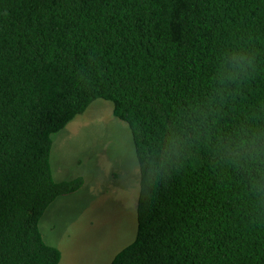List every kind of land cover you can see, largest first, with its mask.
Returning <instances> with one entry per match:
<instances>
[{
  "label": "trees",
  "instance_id": "trees-1",
  "mask_svg": "<svg viewBox=\"0 0 264 264\" xmlns=\"http://www.w3.org/2000/svg\"><path fill=\"white\" fill-rule=\"evenodd\" d=\"M131 130L137 232L111 264H264V0H0V264H59L53 134Z\"/></svg>",
  "mask_w": 264,
  "mask_h": 264
},
{
  "label": "rangeland",
  "instance_id": "rangeland-1",
  "mask_svg": "<svg viewBox=\"0 0 264 264\" xmlns=\"http://www.w3.org/2000/svg\"><path fill=\"white\" fill-rule=\"evenodd\" d=\"M113 110L111 101L96 99L52 136L54 179H85L39 223L45 241L62 252L59 264H111L136 235L140 166L130 127Z\"/></svg>",
  "mask_w": 264,
  "mask_h": 264
}]
</instances>
